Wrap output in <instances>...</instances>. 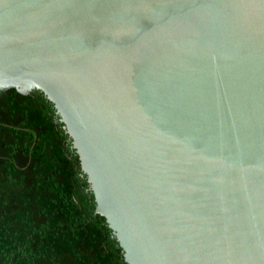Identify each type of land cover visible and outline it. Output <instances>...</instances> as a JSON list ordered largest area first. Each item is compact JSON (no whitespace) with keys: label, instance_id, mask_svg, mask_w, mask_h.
<instances>
[{"label":"water","instance_id":"water-1","mask_svg":"<svg viewBox=\"0 0 264 264\" xmlns=\"http://www.w3.org/2000/svg\"><path fill=\"white\" fill-rule=\"evenodd\" d=\"M42 91L128 264H264V0H0V96Z\"/></svg>","mask_w":264,"mask_h":264},{"label":"trees","instance_id":"trees-1","mask_svg":"<svg viewBox=\"0 0 264 264\" xmlns=\"http://www.w3.org/2000/svg\"><path fill=\"white\" fill-rule=\"evenodd\" d=\"M40 90L0 96V264H128Z\"/></svg>","mask_w":264,"mask_h":264}]
</instances>
